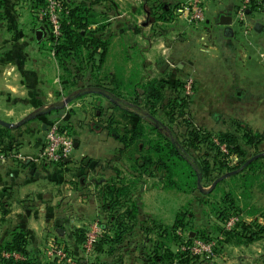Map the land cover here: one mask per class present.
Returning <instances> with one entry per match:
<instances>
[{"label": "crops", "instance_id": "1", "mask_svg": "<svg viewBox=\"0 0 264 264\" xmlns=\"http://www.w3.org/2000/svg\"><path fill=\"white\" fill-rule=\"evenodd\" d=\"M132 1L93 0L97 22L88 27L91 32L97 30L96 36H104L109 40L104 62L106 70L114 73L115 66L121 64L125 77L131 71ZM187 2L139 0L141 12L148 19L149 26L160 23L166 27H163V32L154 31L156 36L153 37V45L148 42L158 60L154 67L156 73L194 82V90L198 91L190 101L193 109L190 116L197 127L212 129L218 125V118L213 113L221 110V105L226 101L221 90L237 91L238 105H243L249 114L246 117L242 112L243 120L259 118L260 113L264 116V14L257 17L248 11L246 19L251 30L246 35L239 32L236 34L232 24L236 20L234 11L239 0H208L204 9L205 21L199 26L187 22L185 12H178ZM146 4L163 5L167 12L159 11V15L164 18L170 16L171 19L152 20ZM174 14L178 15L175 20ZM222 15L232 17L230 26L219 24ZM255 22L263 25L260 32L253 30ZM38 29H41L39 39L35 35ZM48 32L44 8L38 6L36 0H0V119H7L5 116L18 118L9 122L14 127L0 124L8 128L10 133L8 151L1 153L4 159L0 160V245L10 238L12 229L23 230L28 238V246L37 258V264H44L47 260L42 257L41 241L48 234L46 231H52V228L64 230L63 234L57 233V241L60 243L56 245L67 244L73 255H82L73 224L76 215L72 214L77 211L78 215H86L85 212H89L91 219L102 220L105 214L101 189L108 178L99 169L109 168L103 165L105 160L121 147L116 137L108 134L105 128V119L112 106L109 99L88 92L89 95L71 99L68 102L71 107L69 110L61 105L65 91L61 86L56 59L51 57L48 50ZM175 34L176 37L172 38ZM113 36L120 39V45L115 44ZM87 96H92L93 103L84 104ZM88 106L93 108V120L89 118ZM126 107L131 108L128 105ZM34 112L38 114L31 117ZM26 113L30 114L27 116L29 120L26 122V118L21 121L20 117ZM57 115H64V123L73 141L71 158L67 164L23 159L34 157L44 142L32 134L27 137L28 143L24 147L19 136L12 137V132L39 119L44 133L46 125L42 122ZM91 121L95 124L88 128ZM252 126L259 128L258 124ZM85 128L89 131H84ZM68 170L72 173L69 178L66 173ZM148 178L155 180L154 177ZM162 189L163 185L154 182L148 190L144 188V191L140 190L136 194L140 212L156 213L157 195H161ZM70 195L71 200L68 199ZM89 199L90 202L87 201ZM3 208L7 213H2ZM254 210L256 213L247 214L245 221H256L264 225L262 211ZM79 218L83 220L85 217L81 218L80 215ZM34 220L39 222V230L32 228ZM47 239H51V236ZM242 240L223 243L218 264H264V237ZM127 244L128 241L122 244L123 250L132 252L133 246ZM101 249H93L92 254L96 257L94 264H112L117 251L112 253L106 247ZM48 254L51 255V251L48 250Z\"/></svg>", "mask_w": 264, "mask_h": 264}, {"label": "trees", "instance_id": "2", "mask_svg": "<svg viewBox=\"0 0 264 264\" xmlns=\"http://www.w3.org/2000/svg\"><path fill=\"white\" fill-rule=\"evenodd\" d=\"M59 1L62 5L61 34L53 46L48 45V50H54L62 89L70 96L69 99L84 96L88 92L109 99L112 106L105 119V128H108V132L121 144L119 152H126L128 167L133 175L131 179L117 177V182L109 179L104 183L101 198L106 220L100 224L103 233L94 244V249L101 251V248L106 247L109 252L115 253L122 251V244L128 241L127 245L132 246L134 243L142 257V264H172L175 261L187 263V257L190 255L188 251L180 249L177 254H173L171 247L174 244L180 248L191 241L192 238L183 237L185 231L193 232L194 238L209 240L205 238L206 232L201 230L202 224L198 222L207 218L206 210L219 222H225L231 215H238L242 211L241 205L238 203L237 206V201L231 199V191L223 193L217 200H211L212 195L220 191L223 180L215 183L210 191H202L199 188L202 180L211 175V170L221 169L224 165L222 160L217 158L218 155L229 156L234 153L238 158L244 159L239 164L243 167L240 175L244 178L240 188L251 191L253 180L257 178L255 172L260 168L264 155L246 163L250 157L245 158L243 145L255 146L260 142L261 136L238 122L235 125L238 129L237 144L235 133L214 137L188 119L183 120L186 131L176 136V130L160 125L155 116L156 112L161 111L168 118V122L172 123L175 111L176 117L183 115L180 111L183 108V99L174 96L172 100L164 103V91L168 85H165L163 80L153 78L143 82L142 77L134 70L125 77L121 64L115 66L114 73H109L104 67L109 40L104 36H96L97 30L91 32L88 29L90 24L97 22L93 2ZM36 3L45 8V0H36ZM146 5L152 20L171 19L170 16L164 18L159 15V11L167 12L163 5ZM256 9L257 5L252 3L249 12H255ZM173 82V90H182V86L184 88L181 81ZM127 105L131 106L132 110H129ZM141 114L148 119L149 128L143 125ZM61 130H65L69 135L66 125L61 126ZM9 138V129L0 126V154L8 151ZM220 144L226 147V154L221 152ZM203 145L214 148L216 154L211 160L202 150ZM115 174L119 172L116 170ZM143 175L156 177L167 189L191 194L197 191L200 196L180 206L171 226L161 229V223L154 224V219L140 212L136 197L132 196L135 187L141 184ZM254 211L248 214H255ZM2 213H7V210L3 208ZM261 214L264 218V213ZM149 222L154 226L147 225ZM84 229L77 230V243L80 247L85 240ZM215 230L224 234L222 244L236 240L234 238L253 240L264 237V225L256 221H240L230 231L220 228ZM60 246L69 256H73L67 247ZM4 252L15 253L19 258L12 255L5 257ZM0 264H37V258L30 250L27 235L23 230L12 229L10 238L0 245Z\"/></svg>", "mask_w": 264, "mask_h": 264}, {"label": "rangeland", "instance_id": "3", "mask_svg": "<svg viewBox=\"0 0 264 264\" xmlns=\"http://www.w3.org/2000/svg\"><path fill=\"white\" fill-rule=\"evenodd\" d=\"M88 2H92L93 0H86ZM225 1V0H224ZM238 1V0H237ZM137 12V15H135ZM138 12L140 14H138ZM253 14H255V16H262L260 13L258 12H253ZM178 16L177 14H174L173 20L176 19V17ZM131 18H132V28H131V34H130V41H131V70H134L136 72L139 73V77H142L143 82L153 79V78H157V79H161L164 81L165 85L167 84V88L164 91V103L168 100H172V98L174 96H178L179 98L183 99V108L180 109V111H182L183 115H181L180 117H176L177 116V112L175 111V116L173 118L172 123L168 122V118L166 116H164L161 111L156 112V119L159 122L160 125L162 126H169L170 128L172 127L174 130H176V133H174L176 136L177 135H182L186 129L184 128V126L186 125L183 120H190V115L192 112V103L190 106V101L194 98V96L196 95L198 90H194V82H192V87L193 90H189V92H187V90H184L183 86H182V90H173V85H174V80L176 81V77L168 74H164V75H158L156 73V69L155 67V62H157V57L155 55L154 50H150V47L148 46V42L149 44L151 43V45L154 44L155 41V37L156 34L154 33V31L156 30V32L160 33L163 32V30H165V28L162 27V25L160 23H155L151 26H149V24L147 23L148 19H145V16L143 15V12H141L140 9V5H139V0H133L131 2ZM152 19V17H150ZM149 18V19H150ZM156 28V29H153ZM159 28V29H157ZM232 29L236 31V34L239 32L240 34H242V25L239 24L237 22V20L234 21V23L232 24ZM160 30V31H159ZM176 33V32H175ZM176 37L173 35L172 38ZM117 38L113 36V40ZM112 39V38H111ZM120 39H115V44L120 45ZM151 40V41H149ZM147 58V60H146ZM146 60V61H145ZM179 81H181L182 83H184V81H186L187 79L185 78H179ZM86 88H88L86 86ZM70 91V90H68ZM223 91V95L225 96V103L223 105H221V110H215L214 111V117H216V119L218 118V125L215 128L212 129H206L203 128L204 130L208 131L210 134H212L214 137L218 136V135H227V134H233L235 133L237 136V144H238V129H236L235 125L239 123L245 124L246 126L250 127L253 131H256L260 134L261 139L260 142H258L257 145L255 146H250V145H243V149H244V156L245 158L249 159V157L251 158V156L260 154V155H264V116L262 113H260V117L259 118H255L254 120H243L242 118V112L246 114V117H249V114H247V111L243 109V105L242 107H240L238 105V96H237V91L236 90H221ZM233 94V95H232ZM87 95V94H86ZM89 95V94H88ZM63 98H61V105L63 106V108L65 110H69V101H71V99H69V95H67L65 92L62 96ZM86 97V96H85ZM64 101H67L68 105L64 104ZM93 101L92 96H87L86 98V102L84 104L89 105ZM236 101V103L234 104V102ZM57 102V101H56ZM104 103V102H103ZM233 103V104H232ZM104 104H109V103H104ZM240 107V108H239ZM191 108V109H190ZM89 111V115H90V119L92 117V112H93V108L88 106ZM129 110H132V108L129 107ZM179 112V111H178ZM109 113V112H108ZM31 117L35 116L38 113H31ZM27 116H30V114H25L23 115L21 119V121L25 120L27 118ZM218 116V117H217ZM37 117V116H36ZM4 121H14V120H18V118L16 117H8L5 116ZM93 118V117H92ZM184 118V119H183ZM56 119H60V123L61 126H65L66 124L64 123V115L60 116L57 115L55 118L52 119H48L46 118L45 121H43L42 123H45L46 127L49 125L50 122H52L53 120ZM29 120V117L26 119V122ZM93 120V119H91ZM141 120L143 122V125H146L147 128H149V126L147 125L148 119L145 117L144 114H141ZM187 120V121H188ZM192 122V117L191 120ZM249 121V123H248ZM19 122V121H18ZM41 120H36L35 123H29L28 125H24L22 127L17 128V130H15L14 132H12V137L13 136H19L20 137V141H23L24 144L23 146L25 147V145H27L28 142H26V139L29 135L33 136H38V138H40V140H43V142H45V131L44 133L41 130V125H40ZM92 122V121H91ZM90 122V126L88 125L87 127L90 128L91 126L93 127L95 123H91ZM151 122V121H150ZM153 123V122H152ZM155 123V122H154ZM252 123V125H256L258 124L259 128H255L252 125H250ZM124 124V123H122ZM125 125V124H124ZM126 125L128 126V123H126ZM96 126V125H95ZM101 127V125H99ZM160 126V127H162ZM130 126H128L129 128ZM88 128H85L84 131H89ZM98 127H96L97 129ZM201 128V127H200ZM46 129V128H45ZM87 129V130H86ZM107 129V133L108 132V128ZM172 129V130H173ZM259 129L261 131H259ZM263 130V131H262ZM10 135V133H9ZM174 136V137H176ZM216 142V139H215ZM220 144V148H221ZM22 146V147H23ZM118 147L115 148V150ZM121 148V147H120ZM202 150H204L205 153H207L210 156V160L211 158L214 157V155L216 154L214 148L212 147H208V145H203L201 146ZM118 151H114V154L112 155H108L110 158H107L104 162V166L108 165L109 168H106V170L104 169H99L101 171H103V175L108 178V180L110 179L111 181L117 182V177L119 178H125V179H131L133 176L132 173L129 170V163L127 161V155L126 152H119ZM221 152L225 153L222 149ZM111 154V153H110ZM219 160H222L223 164L218 170H211L212 173L209 177H205L201 184H200V189L202 191H210L214 188L215 183L223 180V182L220 184V191H218L217 193H214L212 195L211 200H217L220 198V196L223 193H228L231 191V199H233L235 202L237 201V206L238 203L241 205L242 211L240 214H238V218L239 221H245L246 219V215L248 214V212H252L255 209H258L259 211L261 210L263 213L264 211V160L261 161V166L260 168L257 169V171L255 172V174H257V178L253 180V188L251 189V191H249L248 189H242L240 188L243 179L240 175L241 170L243 169L242 166H240V162L244 159H240L238 158L237 154H229L228 155H218L217 157ZM116 170L119 172V174H115ZM67 177H71L72 173L70 172V170H68L67 172ZM225 174H228L227 176H224ZM102 175V174H101ZM230 175H235L234 177L230 178ZM136 176V175H135ZM229 177V178H228ZM227 178V179H226ZM154 181L153 179L148 178L147 176H144L143 178H141V184L137 187H135V189L133 190V198L136 197V194H138V192L141 190L144 191L143 189H147L151 186H153L154 182H159L161 185L162 183L156 178L154 177ZM98 177L96 178V181H98ZM216 181V182H215ZM77 182V181H76ZM143 188V189H142ZM162 189L163 192H161V195H157V208L158 210L156 211V213H149L148 212H144L143 214L145 215H149L152 219H154V224H159L160 228H168L171 226L172 224V220L176 214V212L178 211V209L180 208V206H182L185 202L187 201H191L194 198H197L199 195V193L197 191H195L193 194L191 193H183L180 191H176L173 189H167L166 187L163 186ZM92 196V195H90ZM160 196V197H159ZM151 198V197H150ZM69 200L72 199V196L70 195ZM91 199L87 200L88 202H90ZM74 203V202H73ZM71 203V205L73 204ZM239 205V206H240ZM160 207V209H159ZM70 210L72 211L73 208H70ZM70 210L68 211L69 217H70ZM77 212V211H76ZM76 212H74L72 215H76V217L74 219V226L76 227V234H77V230H79L80 228H85L84 230L87 232L89 224H91L92 222H94L95 220H97L99 222V225L101 224L102 220H106L105 215L102 217V220L100 221L99 219H91L89 212H85L87 213L86 215L80 214L81 218L83 220H80V215H78L79 213L76 214ZM207 214V218L206 219H201L199 220V224H202L201 230H203V232H206L205 238L209 239V240H213L215 242V247H214V252L212 256L206 257L204 255H189V257H187V263L186 261L183 263H180V261H175L172 264H218L219 260V254L222 253V247H223V240H224V234L223 233H219L217 232V230H215L216 228H220L224 231L228 230L230 231L232 228L227 229L224 226L225 222H219L217 221V219L211 215V213H209L208 210H206ZM42 214V213H41ZM236 215V214H234ZM231 215V216H234ZM36 216H38L36 214ZM89 217V218H87ZM246 222V221H245ZM249 223V222H248ZM31 225V224H30ZM78 225V227L76 226ZM147 225L150 226H154L151 224V222H149V224L147 223ZM32 228L35 230H39L41 227L39 225V222L34 220L33 221V226ZM152 228V227H150ZM58 228H56L55 230L52 228V231H46L48 232V234L46 233L45 239L41 241V248L43 249V254L42 257L46 258L47 260L44 261V264H69L67 263L68 261L65 259H59L57 256H55L53 254V252H51L52 254H48L47 255V251L49 250L52 251L54 245L58 242L57 239V233L58 234H63L64 230L60 229L57 230ZM153 229V228H152ZM103 231L101 228V232H100V236L102 235ZM44 234V233H43ZM42 234V235H43ZM136 235V233H135ZM183 237L186 238H192L191 240L194 239V233L193 232H188L185 231L184 234H182ZM51 236V239H47ZM99 236V237H100ZM53 237V238H52ZM77 238V235H76ZM137 238V237H136ZM236 240L233 241H243L242 239H238V238H234ZM56 241V242H54ZM54 242V243H53ZM191 242V241H190ZM189 242V243H190ZM60 243V241L58 242V244ZM40 244V242H39ZM134 243H132V252L131 250H118L117 252L122 253L124 251V255L123 254H118L116 253L113 257H114V262L113 264H142V257L140 256L139 252L136 250L135 245H133ZM217 245V246H216ZM63 247H67L69 248V245H62ZM148 247V245H146ZM181 248V247H180ZM178 245H172L171 250L173 251V254H177L180 250ZM82 253V257L80 255L78 256H71V258L75 261H79L82 262L83 264H94V259L96 257H94L93 254H87L85 249L83 247H81V251ZM46 253V254H45ZM195 256V257H194ZM194 257V258H193ZM19 258V256L17 257ZM58 259L60 260V262H58ZM77 259V260H76ZM177 259V257H176ZM55 260V261H53ZM219 260V261H218ZM67 261V262H66ZM96 261V260H95Z\"/></svg>", "mask_w": 264, "mask_h": 264}, {"label": "built area", "instance_id": "4", "mask_svg": "<svg viewBox=\"0 0 264 264\" xmlns=\"http://www.w3.org/2000/svg\"><path fill=\"white\" fill-rule=\"evenodd\" d=\"M46 5L44 8V15L47 18L49 25L48 32V45L53 46L57 41V38L61 34V12L62 5L59 0H45ZM208 0H188L187 4L178 9V12H185L184 16L186 21L192 25H201L205 21V4ZM252 3L257 5L255 12L264 14V0H239V4L235 7L234 18L238 23L242 25V34L246 35L251 30V26L247 23V13L250 10ZM52 58H54V50H49ZM192 80L187 79L184 82V90H193ZM67 105V102L64 101ZM60 119L53 120L45 129V142L43 147L32 158H23L32 160L35 162H47V163H61L68 162L71 158L73 150V141L65 130H61ZM221 149L227 153V149L224 145H221ZM18 157V156H17ZM4 159V155L0 154V160ZM239 221L238 215L230 216L224 223L225 228H232ZM101 227L99 222L95 220L89 224L88 230L85 233V240L82 247L86 253L92 254L94 244L99 238ZM215 242L213 240H205L201 238H194L190 243L181 246V250L188 251L191 255H204L206 257L212 256L214 252ZM53 254L60 260L65 259L69 264H83L82 262L75 261L69 256L60 245H54L52 248ZM12 255L17 257L15 253L4 252L3 256L8 257Z\"/></svg>", "mask_w": 264, "mask_h": 264}, {"label": "water", "instance_id": "5", "mask_svg": "<svg viewBox=\"0 0 264 264\" xmlns=\"http://www.w3.org/2000/svg\"><path fill=\"white\" fill-rule=\"evenodd\" d=\"M231 23H232V17L229 16V15H222L220 17V19H219V24L220 25L230 26ZM262 27H263V25L260 22H255L253 24V30L256 31V32H260L261 29H262ZM228 30L230 31V29H228ZM35 35H36V38L39 39L40 38V35H41V29L36 30L35 31ZM0 124L3 125V126H7V127H14L13 124H11L9 122H6V121H4L2 119H0ZM258 156H260V154H257V155L252 156L246 163H248L249 161H251L252 159H254V158L258 157ZM227 175L228 174H225L224 176H227ZM199 188H201V187L199 186Z\"/></svg>", "mask_w": 264, "mask_h": 264}]
</instances>
